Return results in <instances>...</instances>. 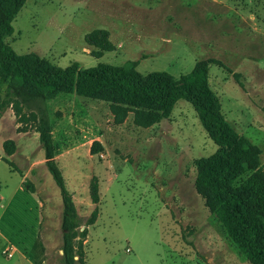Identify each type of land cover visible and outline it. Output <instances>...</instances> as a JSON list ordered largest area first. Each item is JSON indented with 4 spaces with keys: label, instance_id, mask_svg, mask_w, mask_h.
Returning a JSON list of instances; mask_svg holds the SVG:
<instances>
[{
    "label": "rangeland",
    "instance_id": "374dc122",
    "mask_svg": "<svg viewBox=\"0 0 264 264\" xmlns=\"http://www.w3.org/2000/svg\"><path fill=\"white\" fill-rule=\"evenodd\" d=\"M11 24L4 40L15 53L59 67L136 60L141 75L177 78L196 60H218L222 66L208 63V87L264 163V0H24ZM95 28L107 30L114 45L100 57L83 40ZM4 91L1 85L0 100ZM45 106L75 211L84 219L97 210L82 242L84 264H250L194 187V161L215 145L187 101L149 123L144 112L73 92H58ZM5 139L15 146L10 155ZM1 156L12 167L0 160V264H62L58 189L35 120L13 101L0 108ZM92 176L96 204L88 194Z\"/></svg>",
    "mask_w": 264,
    "mask_h": 264
},
{
    "label": "trees",
    "instance_id": "16d2710c",
    "mask_svg": "<svg viewBox=\"0 0 264 264\" xmlns=\"http://www.w3.org/2000/svg\"><path fill=\"white\" fill-rule=\"evenodd\" d=\"M23 2L0 0V86L4 85L5 89L0 108L3 101H13L25 107L35 120L44 166L58 189L61 203L62 264H84L82 242L87 226L96 219L97 210L94 207L84 219L77 215L54 159L45 100L58 92L107 101L118 109L131 107L137 113H146L148 123L167 117L178 99L187 101L215 145L210 155L194 161V187L204 196L208 210L220 223L237 255L250 264H264V163H259V148L236 133L224 119L218 98L208 87V63L222 64L212 58L199 59L188 72L175 78L165 71L141 75L135 69L136 60L119 65L97 63L86 68H79L74 61L59 67L33 52L17 54L4 39L11 35V23ZM83 40L93 48L94 57L114 49L108 31L102 28L85 33ZM2 149L10 155L15 149L13 141L5 139ZM0 160L12 167L3 156ZM15 171L19 173L18 169ZM25 185L27 190H32ZM88 194L90 202L96 204L98 192L94 176L89 181Z\"/></svg>",
    "mask_w": 264,
    "mask_h": 264
},
{
    "label": "built area",
    "instance_id": "2783aa9c",
    "mask_svg": "<svg viewBox=\"0 0 264 264\" xmlns=\"http://www.w3.org/2000/svg\"><path fill=\"white\" fill-rule=\"evenodd\" d=\"M125 250H126V251H128V249H127V248H126ZM7 255H9V254H7Z\"/></svg>",
    "mask_w": 264,
    "mask_h": 264
}]
</instances>
